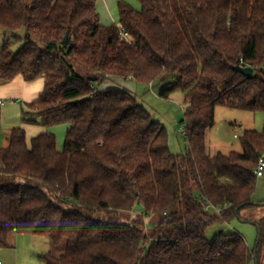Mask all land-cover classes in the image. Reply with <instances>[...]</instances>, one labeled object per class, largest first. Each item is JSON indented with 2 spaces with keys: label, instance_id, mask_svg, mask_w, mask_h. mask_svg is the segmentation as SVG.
<instances>
[{
  "label": "trees",
  "instance_id": "obj_1",
  "mask_svg": "<svg viewBox=\"0 0 264 264\" xmlns=\"http://www.w3.org/2000/svg\"><path fill=\"white\" fill-rule=\"evenodd\" d=\"M97 1L0 0V29L21 43H3L0 84L42 78L23 119L49 129L14 127L0 147V248L18 232L65 241L44 264H264V215L254 248L235 231L207 236L255 206L264 128L244 131L242 152L211 155L206 139L220 106L264 112V0H120L109 25ZM167 78L160 95L181 89L189 104L186 152L133 92L100 89Z\"/></svg>",
  "mask_w": 264,
  "mask_h": 264
},
{
  "label": "rangeland",
  "instance_id": "obj_2",
  "mask_svg": "<svg viewBox=\"0 0 264 264\" xmlns=\"http://www.w3.org/2000/svg\"><path fill=\"white\" fill-rule=\"evenodd\" d=\"M136 2L141 7V3L138 0ZM19 33L23 35L24 29H20ZM10 38L11 36L8 31L0 29V48L7 40L10 41V46L14 50L21 45L19 41ZM129 80L131 81L129 82ZM168 80L169 78L163 81L156 80L146 85L138 83L134 79H120L118 83L114 81V83H110L109 85L125 87L133 92L139 102L150 112L153 119L160 122L166 128L171 151L174 153L186 152L187 143L183 132L185 124H183L182 119L184 118L185 110L189 108V104L185 103L184 93L181 89H175L170 93L169 97L160 95V91L167 86ZM105 85L102 87H106ZM5 97L7 98L5 99L6 103L0 107V146L8 145L11 129L14 127H25L26 122L23 118L31 116V114L25 113L30 109L24 100H14L10 96ZM35 126H27L29 129V139L34 135L32 129H37ZM41 127L45 131V127L43 126H39L38 128ZM263 128L264 112L220 106L216 110L215 125L207 133L208 151L211 155H215L218 152L226 154L231 151L242 152L241 136L244 134V131L257 130L261 132ZM66 129V125L50 128L57 135L59 149L63 148ZM251 203L255 204V206L242 210V217H236L224 224L210 227L207 231V236L213 238L221 230L226 232L235 231L245 238L251 248H254L259 234L256 221L264 215V205H259L264 204V176L258 177L257 189L251 198ZM134 208L137 211H141L136 206ZM209 210L213 211V208ZM10 242L15 248H4V250L12 257V264H44L41 259L42 254L52 251L59 255L65 249V241L60 245H54L49 237L32 235L30 233L13 232L10 236ZM8 259L11 258L8 257ZM0 261L3 263L5 261L6 263V260L2 257ZM249 264H254V262L252 261Z\"/></svg>",
  "mask_w": 264,
  "mask_h": 264
},
{
  "label": "crops",
  "instance_id": "obj_3",
  "mask_svg": "<svg viewBox=\"0 0 264 264\" xmlns=\"http://www.w3.org/2000/svg\"><path fill=\"white\" fill-rule=\"evenodd\" d=\"M119 1L120 0H98L97 1L96 8L100 15V20L102 24L109 25V24L119 22V8H118ZM123 1L128 2L132 7H134L137 10L141 9V7H139V4L136 2V0H123ZM114 81L117 83L119 82V80H107L104 82L106 85L102 84L100 86V89H107V88L114 87V86L109 85L110 83H114ZM130 81L131 80H129V82ZM43 83H44V80L42 78L37 79L35 81L28 82V81H25L21 76H19L13 82L6 83V84H0V99L4 100V103L0 104V107L4 106L6 103L5 99L7 98L5 96L7 97L10 96L14 100L16 99L24 100L25 104L28 106L29 103L38 99L41 93V90L43 88ZM104 85L106 87H102ZM119 88H125V87H119ZM24 110L25 109L23 107V111ZM27 126L29 127L30 125L26 124L24 128H26L27 134H28L29 129ZM32 126L34 127V125ZM35 127L37 129H32V132L34 135L48 130L47 128H45V131H44V128L42 127L41 128H38L39 126H35ZM0 147H3V146H0ZM14 248L15 246L11 244V247L5 248V249H14ZM1 257L6 260V263L4 261V263L2 262V264H12L11 263L12 257L10 256V254H8L4 250V248L0 250V258ZM8 257H10L11 259H8Z\"/></svg>",
  "mask_w": 264,
  "mask_h": 264
},
{
  "label": "water",
  "instance_id": "obj_4",
  "mask_svg": "<svg viewBox=\"0 0 264 264\" xmlns=\"http://www.w3.org/2000/svg\"><path fill=\"white\" fill-rule=\"evenodd\" d=\"M68 39H69V33L66 34V36L63 40V43L66 44L68 42ZM234 69L243 73L247 77H251L253 75V68L252 67L243 66L241 64H238V65L234 66ZM136 208L139 210H142L144 208V206L142 204H137ZM221 232H223V230H221ZM255 264H258L257 257L255 258Z\"/></svg>",
  "mask_w": 264,
  "mask_h": 264
},
{
  "label": "built area",
  "instance_id": "obj_5",
  "mask_svg": "<svg viewBox=\"0 0 264 264\" xmlns=\"http://www.w3.org/2000/svg\"><path fill=\"white\" fill-rule=\"evenodd\" d=\"M4 100L0 99V104H3ZM184 134H186V126H184V130H183ZM254 173L257 177H262L264 176V153L260 156L259 161H258V165L254 170ZM214 210H216L217 212H220L221 209L220 208H213ZM165 215H167V212H165ZM0 264H2V262L0 261Z\"/></svg>",
  "mask_w": 264,
  "mask_h": 264
}]
</instances>
